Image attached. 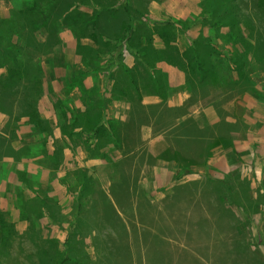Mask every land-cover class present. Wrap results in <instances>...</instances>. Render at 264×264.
<instances>
[{
  "label": "rangeland",
  "instance_id": "rangeland-1",
  "mask_svg": "<svg viewBox=\"0 0 264 264\" xmlns=\"http://www.w3.org/2000/svg\"><path fill=\"white\" fill-rule=\"evenodd\" d=\"M69 3L55 27L1 26L30 72L0 67V264H138L135 231L163 228L153 209L178 183L172 157L196 159L170 208L196 218L165 226L179 245L216 260L235 225L264 254V0ZM25 7L0 0V17ZM220 186L237 217L212 209L207 235L185 199L217 205Z\"/></svg>",
  "mask_w": 264,
  "mask_h": 264
},
{
  "label": "trees",
  "instance_id": "trees-1",
  "mask_svg": "<svg viewBox=\"0 0 264 264\" xmlns=\"http://www.w3.org/2000/svg\"><path fill=\"white\" fill-rule=\"evenodd\" d=\"M73 1L75 0H71V2ZM69 2L70 0H26L25 9L21 10L15 19L0 17V67L5 68L8 72V75L18 76L19 79H21L23 78V69L26 73H29L30 71L27 69L28 65L25 64L22 59V55L18 53V50L16 52L10 53L8 49H4L2 47L1 43L5 38L3 37L1 26L7 25V27L10 28V26H13L17 23L19 16L28 14L32 15V30L34 31L40 29L41 27H48V24L55 27L54 21L58 19H62L63 21H67L68 19L70 20L67 14L69 15L72 11L73 3ZM110 8H108V11H112ZM124 8L127 12L131 13L129 3L124 5ZM45 21H47V23ZM221 23V20H215L214 25H219ZM52 31L54 33V28ZM209 45L214 49V51L219 52L216 46H214L213 44ZM198 51V48H196L195 46L194 53L197 58H199ZM38 72L41 73V68L40 70L38 69ZM117 140L118 139H116L115 141ZM172 159L181 164V171L176 177L177 181L189 174H192V170L190 168L193 164L196 163V159L190 160L187 163H185V161L180 158L172 157ZM222 186H225L226 191L228 192L227 186L224 183H222ZM222 186H220L221 190L219 192V195H216V201L218 203L217 205H215L206 197V192L205 194L199 192L200 194H194L189 199H185L186 209L192 208V211H195L194 208L197 207V210H200L198 211V215H200L202 219L198 221L199 224H197V226L199 227L200 231L202 229H206L207 235L211 234L212 231H214V228L216 231V228L219 227V225L214 224V222H216V220L214 219L215 212L212 211V209L216 208L218 212L222 213V216L225 215L229 218L237 217L234 214L235 212H232V210H230V207L226 202V191L223 192L224 190ZM184 187L185 184L174 187L171 194L162 201L161 209H158V207H154L153 210L156 213V217H158L161 221L158 223L163 224V228L157 227L155 225L156 221H153L151 225L145 226L144 224L147 223H145V221L141 219L142 222H144L141 224L143 228L141 231H135L137 232L135 234L138 240L142 241V245L140 246L139 251L137 249L135 254L139 259L138 264H182L180 259H182L183 257H189L191 264H264L263 252H261V250H259L258 248H253L248 240L242 237L238 230L234 231L235 225L233 226L232 235L234 234L240 239L230 238L229 235H226V240H231V243L225 244V241L221 243L222 245H224V247H226V250L225 253L218 255V259L216 260H212L210 258L206 259L202 253H200L196 248L190 246L188 243L184 247H181L177 240L182 233H177V231V234H172L169 232V230L166 229L165 226L166 224H170L172 226L174 225L173 228L178 229V224L181 222V217H185V219H188L189 221L196 218V216L191 217L187 216V214H185V216L181 215L180 217L178 214L176 215L174 210H171L172 206L174 208L176 205L180 206L181 204H184L183 201L178 200L180 198L177 197L179 194L178 191ZM232 203L238 204L233 200ZM148 204H151V200H149ZM113 209L115 212H117L114 206ZM209 223L213 226H210ZM148 242L149 246L147 245ZM226 243L228 242L226 241ZM209 244L211 245V249L216 247V243L213 244L212 241ZM69 261L70 258L65 255L61 262H58V264H65Z\"/></svg>",
  "mask_w": 264,
  "mask_h": 264
},
{
  "label": "crops",
  "instance_id": "crops-1",
  "mask_svg": "<svg viewBox=\"0 0 264 264\" xmlns=\"http://www.w3.org/2000/svg\"><path fill=\"white\" fill-rule=\"evenodd\" d=\"M168 164H170V163H172V160L171 159H168V162H167ZM157 167V166H156ZM194 167H196V166H194ZM187 176H189V175H187ZM186 177V176H185ZM185 177H183L182 179H180V180H178L177 182V184H174V186L172 187V190H173V188L174 187H176V186H178V185H182L183 183H184V178ZM186 179H191L190 177H188V178H186ZM172 190H171V192H172ZM3 201H8V197L7 196H4V195H0V202H3ZM0 209H4V206H3V204H1L0 205Z\"/></svg>",
  "mask_w": 264,
  "mask_h": 264
}]
</instances>
